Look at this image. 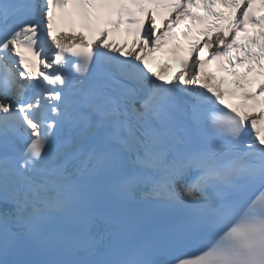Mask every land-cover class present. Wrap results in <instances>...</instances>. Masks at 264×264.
Segmentation results:
<instances>
[{"label": "snow or ice", "instance_id": "1", "mask_svg": "<svg viewBox=\"0 0 264 264\" xmlns=\"http://www.w3.org/2000/svg\"><path fill=\"white\" fill-rule=\"evenodd\" d=\"M211 62L264 108V0H0V264H264V113Z\"/></svg>", "mask_w": 264, "mask_h": 264}]
</instances>
